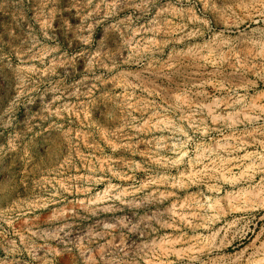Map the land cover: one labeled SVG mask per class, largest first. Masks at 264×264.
Wrapping results in <instances>:
<instances>
[{"label": "rangeland", "instance_id": "obj_1", "mask_svg": "<svg viewBox=\"0 0 264 264\" xmlns=\"http://www.w3.org/2000/svg\"><path fill=\"white\" fill-rule=\"evenodd\" d=\"M240 24L264 0H0V264H264Z\"/></svg>", "mask_w": 264, "mask_h": 264}, {"label": "bare ground", "instance_id": "obj_2", "mask_svg": "<svg viewBox=\"0 0 264 264\" xmlns=\"http://www.w3.org/2000/svg\"><path fill=\"white\" fill-rule=\"evenodd\" d=\"M258 21V20H257ZM256 22V21H255ZM246 23V22H245ZM239 27V29H240V36H238V37H240V39H239V46H243L245 49H249L250 50V52H252L254 49H258V48H260V45L263 43H261L260 41H258L257 39H256V37L254 36L253 37V35L251 36H249V33H251V31L249 32V30H248V28L250 27V25L248 24L247 26H244L243 27V25H241L240 24V26H238ZM237 27V28H238ZM254 27V26H253ZM230 29H231V27H230ZM238 29V30H239ZM233 30V27H232V29H231V31ZM257 30V29H256ZM230 31V30H229ZM237 31V30H236ZM254 32V31H253ZM252 32V33H253ZM255 33H257V32H255ZM263 33V32H262ZM237 34V33H236ZM229 36V35H228ZM232 36V35H231ZM260 36V35H259ZM226 39H227V37H226ZM262 39V38H261ZM264 40V39H263ZM224 41V40H223ZM222 41V43H224ZM234 41V40H233ZM238 42V41H237ZM232 42H231V38H228L226 41H225V45H230ZM234 43V42H233ZM262 49L264 50V46H263V44H262ZM263 50H262V53H263ZM264 54V53H263ZM262 54V55H263ZM264 57V56H263ZM163 252V251H162ZM161 254V253H160ZM168 256V257H167ZM160 257V256H159ZM162 260L161 261H158V262H153V261H150L148 264H173V261H171L170 260V257H169V252L168 251H166V250H164V252H163V254H161V257H160ZM166 258V261L165 260H163V259H165Z\"/></svg>", "mask_w": 264, "mask_h": 264}]
</instances>
